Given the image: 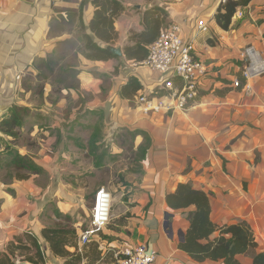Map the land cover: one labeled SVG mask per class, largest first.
<instances>
[{"label": "crops", "instance_id": "0c3cea01", "mask_svg": "<svg viewBox=\"0 0 264 264\" xmlns=\"http://www.w3.org/2000/svg\"><path fill=\"white\" fill-rule=\"evenodd\" d=\"M121 5L123 12L113 24L116 38L112 44L97 42V45L105 49L120 48L122 57L109 53L110 59L88 60L79 40V52L72 54L78 88L62 91L57 103L45 100V107L39 110L45 116L53 112L52 107L59 113L71 102L75 105L70 110L73 115L78 112L79 117V111L97 112L108 118L109 125L128 133H144L149 139L140 162L139 184L126 204L110 217L101 233L88 245L79 247V251L76 238V249L84 254L80 264H103L106 252H111L115 258L121 250L137 245L156 253L153 264H200L178 248L179 233L184 236L189 227L188 211L170 210L165 202V197L178 185H189L208 196L210 220L214 225L247 224L257 243L256 253L264 254V76L252 83L248 93L235 90L222 95L214 93L223 83L240 79L239 55L243 49L251 46L264 57V0H250L247 6L238 7L227 31L217 27L214 20L220 0L170 3L121 0ZM153 6L166 11V25L180 26L183 39L190 43L207 68L209 79L202 96L183 110L163 108L158 112H145L144 105L138 102L141 96L153 104L159 100L169 102L167 91L162 89L167 78L142 66L144 60L135 63L124 56V48L133 45L129 43L131 33L143 31V12ZM80 7L85 33L92 37L88 30L94 12L90 0H0V120L7 117L12 105L31 106L21 98L22 94L29 93L21 88V81L27 76L36 77L32 67L36 59L46 58L58 43L81 35L76 24L72 34L61 30L55 33L57 25L66 21L68 11L77 12ZM200 21L207 27L205 33L197 28ZM67 60L66 56L62 63ZM129 77L136 78L140 90L121 97V88ZM174 78L172 86L180 89L181 81ZM53 123L50 128H59L65 120L57 116ZM69 123L78 126L76 119H69ZM38 132L39 125H34L31 137L37 135L36 140L42 144L56 143L57 138L48 134H42L41 138ZM59 132L63 131L59 129ZM134 143L137 147L143 145V137L137 135ZM53 155L52 159L47 155L33 159L48 177L46 184L37 181L39 176L26 181L0 179V259L7 254L15 264H28L27 261L64 264L65 260L51 254L41 237L43 229L52 228V223L58 221L55 217L49 219L45 209L53 202L59 214L71 215L77 206H82V199L69 185L58 182L57 187L53 186L52 180L62 172L54 166L55 161L68 158V154ZM88 217L89 213L87 222ZM165 222L171 235L168 228H164ZM84 228L76 229V237ZM34 239L43 261L33 246ZM12 244L25 250L17 249L10 254L8 247ZM93 249L99 253L96 260L91 258ZM67 250L73 252L74 248ZM241 261L252 263L250 256L242 257Z\"/></svg>", "mask_w": 264, "mask_h": 264}, {"label": "trees", "instance_id": "16d2710c", "mask_svg": "<svg viewBox=\"0 0 264 264\" xmlns=\"http://www.w3.org/2000/svg\"><path fill=\"white\" fill-rule=\"evenodd\" d=\"M165 3L173 2L174 0H162ZM250 0H227L221 5L214 16L215 23L223 31H227L231 24V19L238 7H245ZM94 7L92 18L89 22L88 30L92 37L85 33V27L82 21V8L77 12L68 11L67 19L75 18V24L80 29L81 35H77L73 39L65 40L57 44L54 52L43 59H36L32 67L36 72L35 79L43 80V83L48 84L53 95L60 96L62 91L76 90L78 88L77 73L73 69V65L69 62L62 63L68 53L74 54L79 52V40L82 42V52L88 60H106L112 58L105 48L97 45V42L104 44H112L116 38L114 31V21L123 12L121 0H90ZM166 11L158 6L143 12L141 16V33H131L129 43L132 46L124 48V56L126 60L135 63L146 59L148 47L156 40L162 26H166ZM79 33V31H78ZM75 43L76 46H73ZM213 46V42L207 41ZM81 50V49H80ZM58 73L55 75V73ZM176 78H172L174 82ZM243 83L240 81L239 87L235 88L231 83H223L222 87L215 89L214 93L222 95L223 92L240 91ZM21 88L25 91H30L24 87L21 81ZM140 90V85L136 78L129 77L127 83L121 88L120 96L127 97L130 93L134 94ZM43 92V86L40 94ZM202 93L193 100L196 102ZM190 102V103H193ZM29 110L17 105H12L7 113V117L0 120V139L6 140V145L14 148L18 138L19 129ZM136 137L141 135L144 143L139 146V150H145V144L148 145L149 139L144 133H130ZM146 146V145H145ZM6 147L5 149L9 148ZM14 150V149H13ZM11 150L7 157L10 158L6 163V167L13 170L9 171L6 176L11 180L26 181L32 176L44 174L42 168L37 166L33 159L28 156H21L17 151ZM11 192V191H10ZM165 202L170 210L188 211L189 227L183 236V241L179 243V250L197 263L204 262H221L222 264H243L242 257L250 256L251 264H264V254L256 253L257 243L254 236L245 223L237 225L218 227L210 220V207L208 196L203 192L192 189L189 185H178L176 190L165 197ZM67 217L65 216V219ZM41 237L48 244L49 250L54 257L65 260L64 264H80L84 258V254H80L76 249V232L74 229L66 226L57 225L52 228H45L41 231ZM33 246L37 251V255L41 261L39 246L37 242L32 240ZM11 246V247H10ZM8 247L9 253L17 249L25 250L23 247H15L13 244ZM67 248H74L73 252ZM92 253V260H96L99 253ZM28 264H34L27 261ZM0 264H15L14 261L4 254L0 259ZM21 264V263H19ZM36 264V263H35Z\"/></svg>", "mask_w": 264, "mask_h": 264}, {"label": "rangeland", "instance_id": "374dc122", "mask_svg": "<svg viewBox=\"0 0 264 264\" xmlns=\"http://www.w3.org/2000/svg\"><path fill=\"white\" fill-rule=\"evenodd\" d=\"M75 21L73 17L60 23L57 25L55 33L61 30V32L72 34ZM73 46H76L75 43ZM72 57L71 53H68L67 62L70 65L74 64ZM56 74L58 73L56 72ZM23 83L24 87L29 88L30 91H26L29 92L26 93L27 95L22 94L21 98L24 103L31 106H29L30 108L27 106L29 111L19 129V138L14 148L7 146L6 140L0 139V179L3 182L11 181L6 175L9 171L13 173V170L5 165L10 160L7 155L13 149L21 156H28L32 159H38L40 155H47L52 159L54 158L53 154L56 153L68 154L66 155L68 158L61 157L55 161L54 166L62 172L57 173L52 183L57 187V183L61 182L64 186L69 185V189H73L74 192H79L82 206L80 208L77 206L71 215H61L53 208V202H51V206L45 209V214L49 219L55 217L58 220L57 223H52V227L66 226L75 231L79 229V226L80 228L86 227L93 195L99 188H104L110 193L112 198L110 217L114 216L137 189L141 178L140 162L144 157V148L139 150V146L135 145L130 133L125 129L109 125L108 118L97 112L83 113L79 111V117L77 116L78 112L73 115L70 110L75 106L74 103L67 102V105L62 108V112L59 113L54 112L53 107V112L46 116L39 113V110L45 107V100L54 104L58 102L59 96L53 95L51 87L43 83V80L37 81L35 78L27 76ZM42 86L43 92L40 94ZM57 116L63 118L65 123H60L59 128H50ZM69 119L71 121L76 119L78 126L75 123H69ZM34 125H39L38 134L41 138H43L42 134H48L52 138H57L56 143L42 144L36 140L37 135L32 138L30 133ZM59 129L63 131L61 134ZM41 146H43V150L40 152L41 154H38ZM6 147L9 148L5 149ZM38 178L37 181L40 184H46L48 181V177L44 174L39 175ZM77 198L79 199V197ZM101 263L116 264V259L111 252H106Z\"/></svg>", "mask_w": 264, "mask_h": 264}, {"label": "built area", "instance_id": "2783aa9c", "mask_svg": "<svg viewBox=\"0 0 264 264\" xmlns=\"http://www.w3.org/2000/svg\"><path fill=\"white\" fill-rule=\"evenodd\" d=\"M227 0H220L223 5ZM200 32L205 33L207 27L204 22L197 24ZM240 79L235 78L231 85L239 87L240 91L248 93L252 83L264 76V57L253 47L248 46L240 55ZM149 71L165 76L167 79L162 89L167 91L165 100L153 104L147 97L141 96L138 102L143 104L145 112H158L163 108L183 110L202 92L208 78L205 63L194 53L190 43L182 37L179 25L168 24L161 28L156 40L148 47L146 59L141 63ZM177 77L181 81L180 89H174L171 79ZM111 195L104 188L95 191L86 227L78 233L77 249L88 245L97 237L110 222ZM116 264H153L156 253L144 245L127 247L114 255Z\"/></svg>", "mask_w": 264, "mask_h": 264}, {"label": "water", "instance_id": "95a60500", "mask_svg": "<svg viewBox=\"0 0 264 264\" xmlns=\"http://www.w3.org/2000/svg\"><path fill=\"white\" fill-rule=\"evenodd\" d=\"M106 50L108 51V53H110L113 57H117V58H121L122 57V53H121V49L120 48H113V47H107ZM167 221V218L165 219ZM169 227L168 223L165 222L164 224V228L167 229ZM168 233L171 235V229L168 228ZM178 241L182 242L183 241V236L181 233H179L178 235Z\"/></svg>", "mask_w": 264, "mask_h": 264}]
</instances>
